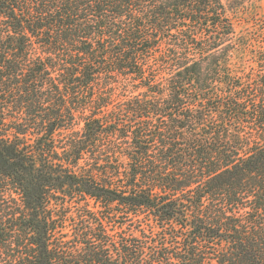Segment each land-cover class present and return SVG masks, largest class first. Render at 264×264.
<instances>
[{
  "label": "trees",
  "instance_id": "obj_1",
  "mask_svg": "<svg viewBox=\"0 0 264 264\" xmlns=\"http://www.w3.org/2000/svg\"><path fill=\"white\" fill-rule=\"evenodd\" d=\"M252 2L0 0V264H264Z\"/></svg>",
  "mask_w": 264,
  "mask_h": 264
},
{
  "label": "rangeland",
  "instance_id": "obj_2",
  "mask_svg": "<svg viewBox=\"0 0 264 264\" xmlns=\"http://www.w3.org/2000/svg\"><path fill=\"white\" fill-rule=\"evenodd\" d=\"M253 2L251 4L248 3L247 7L250 9H253V11L256 12V16L257 18H259L260 16H264V0H252ZM247 19L249 20V23H252V16H248V14L246 15ZM234 19V23L237 29L242 28L244 26L242 20H240V17L237 16L236 19L235 17H233Z\"/></svg>",
  "mask_w": 264,
  "mask_h": 264
}]
</instances>
